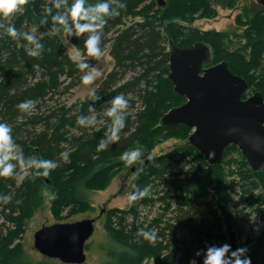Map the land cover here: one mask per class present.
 <instances>
[{
	"label": "trees",
	"instance_id": "1",
	"mask_svg": "<svg viewBox=\"0 0 264 264\" xmlns=\"http://www.w3.org/2000/svg\"><path fill=\"white\" fill-rule=\"evenodd\" d=\"M99 2H108L110 10L120 12L119 16L102 18L103 23L95 22L102 23L96 32L100 37L101 54L112 44L115 68L96 90L94 95L97 99L93 100L92 95L70 105L67 104L69 97L82 83L81 77L88 73L91 65L72 60L62 37H66L82 57L92 58L87 55L84 45L90 33L85 32L80 36L65 33L63 26L52 20V16L64 14L63 7H53L54 0H28L22 6V11L8 18L0 16V25L3 26L0 27V123L10 127L12 141L16 145L14 151L22 154L25 161L23 167L15 160L9 161L15 165L14 174L0 177V264H5V261L7 264L26 263L24 256L12 246L18 237V234L14 236V231L19 230L39 206L44 190L52 189L55 195L53 214L64 207L84 210L88 205L82 199V189L95 183L101 185L103 180L107 182L108 175L120 167L117 157L122 151L142 143L151 132L155 133L157 142L158 137L166 138L174 130L184 137L189 133L190 129L184 125L165 128L159 122L171 109L186 102L184 97L173 91V84L168 79L167 44L173 41L175 46L186 48L203 43L209 49L211 45L215 51L207 41L206 33L190 26L160 22L156 20L158 13L145 15L143 12L148 3L155 7L151 0H87L90 6ZM68 3L70 5L72 0H68ZM169 3V17L178 11L186 15L197 14L200 9H203L205 16L215 15L201 0H170ZM122 4H126V8H121ZM49 8L51 12L46 11ZM138 15L146 17L143 22L128 24ZM9 23L15 26L18 33L33 35L42 48L36 50L35 45L25 40L23 35L13 39L4 34V28ZM68 26L73 28L71 20ZM226 36L220 34L219 37L224 39ZM179 39L184 41L182 46L176 43ZM31 50H36L38 54L30 55ZM221 57L215 59L210 49V59L205 68L226 61L234 75L247 81L249 90L250 81L244 76L248 64L235 68L229 54ZM217 59L220 61L217 62ZM79 63L86 64L87 68L80 70ZM130 72L135 76L121 84ZM149 79L155 80L148 82ZM256 92H260L264 98L263 92ZM119 95L124 96L128 106L123 112L124 127L117 133L119 139L113 142L109 139L112 121L106 112L111 108L113 98ZM65 98L67 101H62ZM26 100H32L34 106L30 112H21L17 105ZM165 100L168 104H164ZM139 102L141 107L137 110ZM146 108L147 111H144ZM79 118L85 120V125L78 123ZM93 118L95 123H88ZM155 124L159 127L152 131ZM101 141L105 142L106 147L97 151ZM231 148L235 146L228 147L223 158ZM65 152L68 153L67 160L61 155ZM187 152L195 154L196 166L186 172L180 170L166 175L167 165L176 153L185 155ZM30 159L52 160L57 167L49 170L47 177L36 176L35 173L42 170L29 166L27 162ZM221 164L210 166L190 143L188 147L153 159L148 166L144 164L136 190L145 186L156 190L162 184L164 196L153 199L163 203V209L170 212L155 217L147 227L144 222L140 225L127 224L126 214L121 213L119 228H109L106 241L100 245L104 259L102 264H142L149 250L165 251L164 255L170 260L167 264H172L180 253L178 264H189L197 251L215 246V239L224 241L222 227L225 225L213 210L214 204L207 202L208 188L217 183L221 185L222 174L216 173ZM250 172L258 174L252 169ZM252 185L253 189L258 186L256 183ZM251 188L245 187L244 192L251 191ZM3 197L9 199L5 201ZM219 198L222 199V196ZM173 202L177 203L175 208ZM153 203L144 202L145 205ZM133 205L137 206L138 200ZM220 205H224V202H220ZM140 229H155L156 239L149 242L139 237L137 233ZM180 231L182 239L177 238ZM197 260L198 264H202V257Z\"/></svg>",
	"mask_w": 264,
	"mask_h": 264
},
{
	"label": "rangeland",
	"instance_id": "2",
	"mask_svg": "<svg viewBox=\"0 0 264 264\" xmlns=\"http://www.w3.org/2000/svg\"><path fill=\"white\" fill-rule=\"evenodd\" d=\"M164 1L166 2L165 6L160 7L157 0H151V4L155 7L148 3L146 11L143 13L149 16L158 13L156 20L160 22L163 21L167 24L173 22L185 27L190 26L204 34L206 33L207 41L216 49L213 51L211 45L208 44L215 59L218 56L222 59L221 56L229 54L235 68L248 64L247 73L244 76L250 81V88L243 99H248L256 91L264 93V7L260 6L256 0H201L203 5L209 6L215 12L214 16H205L203 9H200L197 14L186 15V13L178 11L169 17L167 6H170V0ZM145 18L138 15L134 19H130L128 24L143 22ZM220 34L227 36L223 39L219 37ZM62 41L72 60L84 61L91 65L87 74L93 70L100 73L92 83L88 85L81 83L75 88L68 101L66 98L62 99L70 105L78 100L84 101L89 96L94 95L106 76L115 68V60L111 55L112 44L98 58H87L82 57L81 53L74 48L66 37L63 36ZM183 42L182 39L176 41L179 46H182ZM167 50H170V44H167ZM219 61L217 59V62ZM134 76L135 74L132 72L128 73L121 84L131 80ZM153 80L149 79L148 82ZM164 104H168V101L165 100ZM136 107L138 110L141 103L139 102ZM145 110L147 111V108ZM157 127L159 125L155 124L152 131ZM192 132L189 130L187 137H184L181 132L174 130L166 138L158 137V142L155 141V133L151 132L148 139H143L142 143L122 151L117 157L120 167L113 174L108 175L107 182L103 180L101 185L97 186L95 183L91 187L82 189V199L88 205L84 210L64 207L57 214H53L52 204L55 195L52 189L47 188L43 191L39 206L30 218L24 222L19 230L14 231V236L18 234V237L12 246L24 256L25 264H64L59 260L48 259L35 250V233L44 226L94 220L95 231L86 244L85 254L87 258L84 264H102L104 259L100 245L106 241L110 233L109 228H119L121 213L126 214L127 224L140 225L144 222L146 223L144 226L147 227L155 217L164 216L170 212L163 209L165 206L163 203L153 199L164 196L162 184H159L160 187L156 190L149 189L150 194L139 199L137 206L133 205V202H129V196L136 190L139 173L144 164L148 166L153 159L188 147ZM137 149L140 151V156L131 165L121 160L122 154ZM194 157L193 152H187L185 155L176 153L175 158H172L173 160L167 165L166 175L177 173L180 170L188 171L197 164H194ZM246 164L247 161L237 147L227 150L221 167L216 171L217 175L222 174L221 185L213 184L207 190L209 194L207 202L214 204L213 210L225 225L222 227L224 241L215 239L214 242L215 246L230 244L233 250L247 246L252 264H264V182L262 183V180L264 181V167L257 172V175H253L250 172V166ZM252 183H256L258 186L253 189L251 188ZM245 187H250L251 191L245 193ZM156 194L158 196H155ZM219 196H222V199ZM145 201H154V203L145 205ZM220 202H224V205L221 206ZM172 204L173 208L177 206L176 202ZM11 228L14 229V227ZM177 238L182 239L181 231L177 233ZM164 253L163 250L160 252L149 250L145 253L142 264H167L170 260ZM179 257L180 253L177 258H174L172 264H178Z\"/></svg>",
	"mask_w": 264,
	"mask_h": 264
},
{
	"label": "water",
	"instance_id": "3",
	"mask_svg": "<svg viewBox=\"0 0 264 264\" xmlns=\"http://www.w3.org/2000/svg\"><path fill=\"white\" fill-rule=\"evenodd\" d=\"M264 7V0H256ZM160 7L164 0H157ZM210 49L203 43L186 48L170 42L169 75L173 91L186 102L167 112L162 127L184 125L189 143L210 166H219L225 150L237 147L254 172L264 166V98L260 92L243 99L245 79L234 75L226 61L205 68ZM94 220L44 226L34 235V248L64 264L86 263L85 248L94 234Z\"/></svg>",
	"mask_w": 264,
	"mask_h": 264
},
{
	"label": "clouds",
	"instance_id": "4",
	"mask_svg": "<svg viewBox=\"0 0 264 264\" xmlns=\"http://www.w3.org/2000/svg\"><path fill=\"white\" fill-rule=\"evenodd\" d=\"M28 0H0V16L8 18L11 14L22 11V6L26 4ZM53 7L56 9L64 8V14H59L52 16V20L63 26V31L68 35L75 34L80 36L82 33H90L88 38L84 41L86 48V53L91 57H99L101 54V48L99 47L100 37L96 34L97 30L102 27V18L104 17H115L119 16L120 12L110 10V5L108 2H99L94 6L87 4V0H72L69 5L68 0H54ZM121 8H126V4L120 5ZM46 11L51 12V9H46ZM72 21L73 28L68 26V21ZM84 21L85 23H81ZM96 21H102L101 24L95 23ZM43 22V21H42ZM0 27H3L0 25ZM4 34L17 39L18 36L23 35V38L27 40L30 44L35 45V49L39 50L42 45L38 43L35 37L28 33H18L17 29L11 23L4 28ZM36 50H31L30 55L36 56L38 52ZM78 67L80 70L87 68L84 63H79ZM100 75L99 72L93 70L89 74H85L81 77L82 83L88 85L93 82V80ZM95 100L97 97L92 96ZM111 108L106 112V115L111 118L112 125L110 128L111 135L109 139L113 142L119 139L117 133L124 127V116L123 112L128 106V101L123 95H119L113 98L111 101ZM34 102L32 100H26L19 105L17 108L21 112H30L33 108ZM80 125H85V120L83 118L78 119ZM90 124L95 123V119L88 121ZM11 129L6 123H0V177H9L14 174L13 169L14 164L9 161H17L23 167L25 161L22 154H17L14 149L16 145L12 141ZM106 147L104 141H101L97 151H101ZM62 157L67 160L68 153H62ZM140 156V151L133 150L131 152H125L121 156V160L126 164L131 165ZM27 164L34 169H41L35 173L36 176L47 177L49 175V170L55 169L57 164L52 160H36L30 159ZM23 179V177H20ZM150 194V190L147 186L142 189L137 188L129 196V202H135L139 199H143ZM5 201L9 197H3ZM137 235L142 237L144 240L152 242L156 239L155 229L145 231L144 229L138 230ZM249 249L247 247H238L235 250L232 249L230 244H222L220 246H207L205 250L197 251L195 258L189 260V264H198L197 258L202 257V264H252L251 257L248 255Z\"/></svg>",
	"mask_w": 264,
	"mask_h": 264
},
{
	"label": "flooded vegetation",
	"instance_id": "5",
	"mask_svg": "<svg viewBox=\"0 0 264 264\" xmlns=\"http://www.w3.org/2000/svg\"><path fill=\"white\" fill-rule=\"evenodd\" d=\"M264 167V166H263Z\"/></svg>",
	"mask_w": 264,
	"mask_h": 264
}]
</instances>
